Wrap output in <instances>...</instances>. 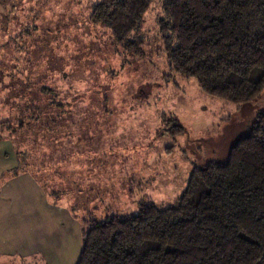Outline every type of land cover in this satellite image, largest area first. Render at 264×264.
<instances>
[{
  "label": "rangeland",
  "instance_id": "1",
  "mask_svg": "<svg viewBox=\"0 0 264 264\" xmlns=\"http://www.w3.org/2000/svg\"><path fill=\"white\" fill-rule=\"evenodd\" d=\"M97 1L9 0V42L0 50V141L17 160L0 187L16 171L37 176L79 222L80 250L87 220L134 215L142 202L173 204L192 168L226 159L264 113V90L239 106L173 70L158 25L160 0L151 1L133 35L138 55L91 22ZM26 25L35 30L22 38ZM42 87L57 93L60 106L32 126L9 129L18 119L11 120L15 98L45 106Z\"/></svg>",
  "mask_w": 264,
  "mask_h": 264
},
{
  "label": "trees",
  "instance_id": "2",
  "mask_svg": "<svg viewBox=\"0 0 264 264\" xmlns=\"http://www.w3.org/2000/svg\"><path fill=\"white\" fill-rule=\"evenodd\" d=\"M1 1L4 50L9 0ZM151 1L98 0L89 18L138 55L141 41L133 35ZM160 2L159 30L177 74L194 79L206 94L239 106L259 98L264 90V0ZM34 30L26 25L22 38ZM24 89L32 98L31 89ZM41 93L45 106L32 99L22 102L21 94L15 98L17 116L11 120L18 119L9 129L32 126L52 105L60 106L55 91L42 87ZM86 227L76 264H264V113L255 116L226 159L194 166L173 204L142 202L137 214L90 218Z\"/></svg>",
  "mask_w": 264,
  "mask_h": 264
},
{
  "label": "crops",
  "instance_id": "3",
  "mask_svg": "<svg viewBox=\"0 0 264 264\" xmlns=\"http://www.w3.org/2000/svg\"><path fill=\"white\" fill-rule=\"evenodd\" d=\"M16 167L8 141H0V178ZM50 197L29 171L0 187V264L77 263L79 222Z\"/></svg>",
  "mask_w": 264,
  "mask_h": 264
}]
</instances>
